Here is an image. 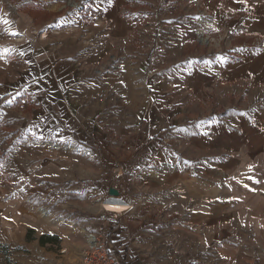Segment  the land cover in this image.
<instances>
[{
	"label": "rangeland",
	"instance_id": "obj_1",
	"mask_svg": "<svg viewBox=\"0 0 264 264\" xmlns=\"http://www.w3.org/2000/svg\"><path fill=\"white\" fill-rule=\"evenodd\" d=\"M3 1L13 12L20 5L35 1L45 7L52 4L56 8L48 15L66 13L68 23L80 24V36L85 38L96 17L116 21L112 31L110 26L101 27L100 58L99 51L91 48L88 41L73 53L74 63L63 64L68 60L58 53L62 64L56 67L54 87L45 91V97L31 87L6 93L0 100V170L1 174L5 172L10 187L6 195H15L22 179L19 174L10 176L11 163L30 181L31 187L42 190L37 196L33 189L18 194L26 205L22 222L26 242L14 246L0 243L2 264H80L90 215L84 202L66 191L65 186L72 180H87L90 165L99 164L104 170L102 154L109 153L118 163L126 161L121 174L126 180L127 168L133 162L143 164L145 171L162 172L157 165L165 163L168 167L172 163L175 146L181 150L182 163L198 155L193 150L194 141L186 138L195 134L190 127L196 119L202 118L198 123L201 127L213 123L206 121V117L219 121L217 126L225 131V124L230 125V130H237V121L228 123L225 117H245L246 130L258 131L260 123L253 117H264V33L243 27L217 29L213 25L215 15L205 7V0ZM191 18L194 21L190 24ZM134 50L139 56L134 57ZM217 55L225 56V72L233 63L244 67L242 85L238 86L237 74L233 79L231 70L225 73L224 94H220L221 76L214 81L206 75H198L200 79L193 76L189 85L179 91L156 87L148 90L140 83L147 75L143 65L146 69L167 66L166 72L177 70L184 75ZM132 65L139 70V78L130 73ZM171 73L166 75L169 79L174 75ZM154 78L157 81L158 73ZM174 93L175 98L180 96L176 104H171V100L164 103L163 96ZM143 117H180L178 122L184 127L181 136L175 137L173 130L164 126L153 132V126ZM164 120L168 123L167 118ZM200 126L198 134L204 135ZM237 134L234 141H238ZM213 144L214 152L219 151L222 139ZM46 190H56V200L45 201L52 196ZM37 197L42 201H35ZM6 208L10 209L8 205ZM43 234L57 236V240L41 245L38 238ZM63 247L67 249L60 253ZM166 255L167 261L160 264H190L195 260L188 245L168 249Z\"/></svg>",
	"mask_w": 264,
	"mask_h": 264
},
{
	"label": "crops",
	"instance_id": "obj_2",
	"mask_svg": "<svg viewBox=\"0 0 264 264\" xmlns=\"http://www.w3.org/2000/svg\"><path fill=\"white\" fill-rule=\"evenodd\" d=\"M37 2L22 4L13 12L0 0V100L6 93L28 90L31 87L45 97V91L54 87L56 67L62 64L58 53L64 54L68 60L63 64L74 63L73 53L88 41L91 42V48L99 51L97 57L100 58L101 27L110 26L109 31L114 30L115 25L112 23L116 20L96 17L95 23L87 28L89 33H86L85 38L80 36V24L68 23L66 13L48 15L56 7L50 3V7L41 6ZM203 2L214 13L216 23L213 25L217 29L223 26L243 27L264 33V0ZM5 20L8 23H4ZM192 21L194 18L189 23ZM116 33L115 30L114 34ZM133 55L139 56L136 50ZM233 64L225 72V56L217 55L205 60L195 70L186 71L184 75L177 70L173 73L166 72L167 66L146 69L143 65L144 68L140 67L141 71L143 68V73L147 75L140 83L148 90L156 87L179 91L189 85L193 76L200 79L198 75H206L213 81L221 76L220 94H224L225 73H230V70L233 79L237 74L238 86L245 82L244 67ZM131 67L133 78L134 73L139 78V70L134 69V65ZM167 73L174 74L172 79L166 76ZM133 78L131 77L134 83ZM16 96L19 98V94ZM179 97L175 98V93L167 94L163 96V100L166 104L171 100L170 103L175 105ZM164 118L168 119V123H165L167 120ZM171 118L143 117L148 125L153 126V132L164 126L171 128L175 137H180L184 128L178 122L180 117ZM225 118L228 123L237 121V130H230V125L226 127L225 124V131H222L217 126L219 121L207 117L205 120L213 123L207 122L205 127H201L198 124L199 121L202 122L201 118L191 124L190 132L195 131V134L186 138L194 141L193 150L198 155L191 157L189 162L182 163L181 150L175 146L172 163L168 167L164 166L165 163L157 165V169L163 170L162 172L156 173V169L145 171L143 164L133 162L127 168V179L123 180L120 176L126 190L125 198L135 203V210L119 216L109 243L124 264H160L167 261L166 250L180 248L182 245H188L195 255L192 256L195 260L190 264H264V117H253V120L257 119L260 123L258 131L246 130L245 117ZM198 126L205 130L204 135L198 134L201 133ZM235 134L238 141H234ZM219 138L222 139V145L218 146L219 151L216 149L214 152L213 142ZM98 163L101 164V161ZM90 166L87 168V180L78 176L82 180H72L66 186L62 184L66 191L73 192V195L84 202L88 215H92L98 208L97 196L92 194V189L100 194L104 193L103 168L99 164ZM190 169L197 172L190 174ZM1 172L0 170V243L21 245L26 242L22 223L26 205L21 203L18 194L33 189L32 193L37 196L42 190L38 186L31 187L30 181L11 163L8 167L10 176L19 174L18 178L22 179L21 184L19 182L15 188L18 189L17 193L13 196L6 195L10 187L6 183L5 172ZM57 185L56 183L54 187ZM55 191L46 190V194L52 196L49 195L45 201L53 202L57 194ZM40 198L37 197L35 201H42ZM7 205L10 209L6 208ZM44 215L47 216L48 213ZM200 253L202 255L198 256ZM1 261L0 259V264ZM169 261L172 263L173 257L170 256Z\"/></svg>",
	"mask_w": 264,
	"mask_h": 264
},
{
	"label": "built area",
	"instance_id": "obj_3",
	"mask_svg": "<svg viewBox=\"0 0 264 264\" xmlns=\"http://www.w3.org/2000/svg\"><path fill=\"white\" fill-rule=\"evenodd\" d=\"M92 194L97 196L98 208L87 219L89 227L85 230L80 264H124L119 254L112 249L109 237L119 216L132 213L135 203L126 198H107L96 189H92ZM66 249L63 247L60 252L63 253Z\"/></svg>",
	"mask_w": 264,
	"mask_h": 264
},
{
	"label": "water",
	"instance_id": "obj_4",
	"mask_svg": "<svg viewBox=\"0 0 264 264\" xmlns=\"http://www.w3.org/2000/svg\"><path fill=\"white\" fill-rule=\"evenodd\" d=\"M101 157L104 160V195L107 198H125L126 190L123 182L120 180V176L125 167L126 161L118 163V161L109 153H104Z\"/></svg>",
	"mask_w": 264,
	"mask_h": 264
},
{
	"label": "trees",
	"instance_id": "obj_5",
	"mask_svg": "<svg viewBox=\"0 0 264 264\" xmlns=\"http://www.w3.org/2000/svg\"><path fill=\"white\" fill-rule=\"evenodd\" d=\"M26 238H27V240H30V237L27 236ZM51 240H57V236H51V235L43 234V235L39 236V238H38V241L41 245H43L47 242H51Z\"/></svg>",
	"mask_w": 264,
	"mask_h": 264
},
{
	"label": "bare ground",
	"instance_id": "obj_6",
	"mask_svg": "<svg viewBox=\"0 0 264 264\" xmlns=\"http://www.w3.org/2000/svg\"><path fill=\"white\" fill-rule=\"evenodd\" d=\"M41 213H43V215L46 213V211H42Z\"/></svg>",
	"mask_w": 264,
	"mask_h": 264
},
{
	"label": "snow or ice",
	"instance_id": "obj_7",
	"mask_svg": "<svg viewBox=\"0 0 264 264\" xmlns=\"http://www.w3.org/2000/svg\"><path fill=\"white\" fill-rule=\"evenodd\" d=\"M4 23H8V21L5 20Z\"/></svg>",
	"mask_w": 264,
	"mask_h": 264
}]
</instances>
